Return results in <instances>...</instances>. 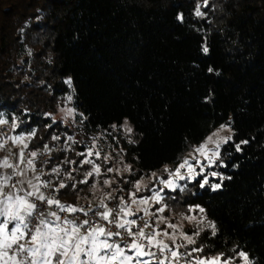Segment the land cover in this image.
Segmentation results:
<instances>
[{
  "label": "trees",
  "instance_id": "16d2710c",
  "mask_svg": "<svg viewBox=\"0 0 264 264\" xmlns=\"http://www.w3.org/2000/svg\"><path fill=\"white\" fill-rule=\"evenodd\" d=\"M69 94L89 131L132 123L134 143L117 134V145L134 179L178 165L230 124L221 188L197 179L164 200L202 207L216 225L181 251L264 264V0H0V113L16 118L15 135L35 130L29 152L51 145L62 125L47 114ZM66 185L57 198L85 206L81 186Z\"/></svg>",
  "mask_w": 264,
  "mask_h": 264
},
{
  "label": "snow or ice",
  "instance_id": "6c2138e0",
  "mask_svg": "<svg viewBox=\"0 0 264 264\" xmlns=\"http://www.w3.org/2000/svg\"><path fill=\"white\" fill-rule=\"evenodd\" d=\"M207 4L208 0H203V6L207 7ZM200 8L201 5H198L195 9L194 14L197 17L205 15ZM177 18L183 20V15H179ZM203 51L207 53L209 49L205 46ZM209 71L211 72L213 69L209 68ZM65 83L71 85L72 81L69 78ZM67 99L71 101L72 96H68ZM74 111V109H67L66 114L72 116ZM53 122H55L54 119ZM8 123L9 120L4 118L3 113H0V125ZM17 127L16 118L13 117L12 131L15 132ZM112 127L116 128V125H112ZM122 127L129 134L133 131L127 120L124 121ZM225 130L230 131V126L220 125V128L207 136L204 142L194 146L189 156L179 162L174 170H170L165 166L164 172L168 174V179L157 177L154 172L151 173V177L162 187L148 189L142 181H137L133 185L135 191L129 193V200H125L121 196L116 207L111 208L105 201L116 199V197H113L111 193H105L100 199L97 209H93L91 206L85 209L74 205H66L56 196L46 195L41 190L51 188L52 192H58L67 185L61 182L57 187H53L52 181L41 179V176L44 175L42 170L39 174H36L38 170L35 166V158L43 153L31 151L28 157H25L24 150L29 147L26 140L30 141L35 137V130L27 135L17 134L4 137L0 134V150L6 147L8 141L19 148V151L15 154L18 160L17 163L10 162L9 156L0 159V168L12 170L7 175L0 174V264H152V259H145V257L157 258V252L152 250L154 248L158 249L161 254L170 253V256L160 258L158 264H173V261L179 264L181 257H192L194 252H203V248H192L187 253L179 252L180 247L186 248L188 245L195 244L196 241L192 235L180 231L179 236L186 241V244L177 245L175 231L169 233L166 230H159V225L166 223L167 217L157 216V213H164L168 207L167 204H163L165 197L162 193L165 189L183 191L186 185L181 186L178 181L196 180L197 176L203 175L205 167L213 165L215 160L220 158L219 148L221 144L228 143L232 138L231 136H220V132ZM52 139L58 140L59 137L53 136ZM67 139L73 141V143L76 142L72 136H68ZM96 139L93 138V148H90L87 153H78V155H86L87 157L95 155L99 159L100 152L94 150ZM129 143H134V141L129 140ZM242 143H247V141ZM209 145H213V147H209ZM236 149L237 151L240 150L239 144L236 145ZM51 151L52 149L45 144L44 152ZM210 153L211 155H209ZM198 156L203 157L208 162L207 165H204L203 161L198 159ZM104 159L108 160L109 157L105 156ZM193 161H195V164ZM69 163H75V161ZM81 163L92 165V169L86 172L85 179L80 183L86 184L88 178L101 175V166L93 160L85 159ZM21 164L25 167L21 168ZM197 167L200 168L199 172L196 171ZM29 171L34 173L31 178L28 177ZM113 171V168L107 169V172ZM115 171L119 174V169ZM124 171L130 172L131 166L125 165ZM51 172L59 175L60 169L53 168ZM209 175L215 177L218 174L210 172ZM13 176L21 179L17 180L15 184L10 183ZM112 183L113 181L110 179L103 181V184L109 187ZM25 184L28 186L27 189L23 187ZM208 184V178L205 176L200 183V187L203 188ZM17 185L21 187H17ZM220 186V184L211 185L213 190L218 189ZM92 187L96 188L97 185L93 184ZM6 188L9 190L5 191ZM142 190L151 191L152 194L147 197H137L136 194ZM121 191L123 190L121 189ZM36 201L46 204L49 209L55 206L58 211H40ZM153 204L162 206L152 212L150 206ZM132 205H136L135 209ZM100 208L103 211H99ZM196 208L200 213L205 211L202 207L196 206ZM194 210L189 208L190 212ZM77 212L83 213L87 218L80 220L75 216L69 218L68 215L62 217L59 214L68 213L72 215ZM141 212L144 214L139 217V220L144 221L142 226L138 224L137 219H128V217H135ZM89 213L99 217V221L107 222V225H112L118 230L112 231L105 224L89 217ZM145 216L149 217V220H145ZM152 217H156L157 223L150 222ZM183 218L189 221L196 220L195 216H185ZM200 222L203 223V219ZM180 227L182 226L175 223H167V228L173 230ZM208 227L211 228L212 235H215L216 225L209 222ZM120 229L123 232L119 231ZM145 229H151V231H145ZM200 231H203V229ZM199 234V231L195 233L197 236ZM113 237H118L119 242L113 240ZM161 237H167L168 240L172 241V246L165 243ZM239 256L243 259L244 264H253L247 253L241 251ZM188 264H229V261L223 260L220 255L201 256L192 257Z\"/></svg>",
  "mask_w": 264,
  "mask_h": 264
},
{
  "label": "rangeland",
  "instance_id": "374dc122",
  "mask_svg": "<svg viewBox=\"0 0 264 264\" xmlns=\"http://www.w3.org/2000/svg\"><path fill=\"white\" fill-rule=\"evenodd\" d=\"M68 96H72L71 101H68L67 99ZM68 96H66V98L61 101V103L56 109V112L51 114L53 119L60 122L62 125V129L61 130L58 129V131L53 134V136H58L59 139L53 140L52 139L53 136H52L50 138L51 145L47 144L49 148L52 149V151L55 152L56 155L59 156V157L56 156V160L52 162L53 168L60 169V173H59L60 177H58L59 175L56 174L53 178H50L54 182V185H55V180L57 179H59L60 183L63 182L64 184H69V182H73L74 186L80 185L81 186L80 190L82 191L80 193L82 195L81 200L82 202H84V205H89L94 201L100 200L105 193H111L113 197H116V199L108 200V201H111L112 203H115V202L119 203V197L121 196H123L125 200H129V193L132 191H135L133 185L137 181H142L143 185H147L148 189L162 187V185H159L158 182L151 177V173L153 172L145 174L144 176L140 178L134 179L133 175L135 174L136 169L131 164L126 163L124 161L123 153L120 147L117 145V142L119 141L117 134H120V136L125 137L128 140H132L134 138L135 130H134L132 123L128 119L126 120L128 121L129 126L133 129L131 134L127 133L125 129L122 127L124 122L121 125H116V128L112 127L110 131H89L85 127L84 116L80 115L81 112L73 104L74 102L73 94H69ZM67 109L75 110L72 116H68L66 114ZM222 125L230 126V124L228 123H224ZM219 128L220 126L214 129L211 133L217 131ZM230 129H231L230 131L228 130L221 131L220 136L222 137L231 136L233 138V130L231 126H230ZM68 136H72L73 140L76 142L73 143V141H69L67 139ZM94 137L97 138L95 141L94 150L100 152V158L97 159L95 155H93L92 157H87L86 155H78V153H87V151L90 148H93V138ZM204 140L202 142H204ZM30 141L26 140L28 144H30ZM224 145L225 144H221L219 148L220 158L218 160H215V163L213 165L205 167L203 175L197 176L196 180L200 179L202 182L204 177L207 176L208 181H209V184H208L209 186L213 184H220V183L215 182V180L218 178L224 177V174L219 170V168L223 164L221 160V154H222V148ZM209 147H213V145H209ZM43 150H44V147H41L35 151L40 152ZM192 151H193V148L183 156L182 160L185 157H188L189 153H191ZM209 155H211V153ZM105 156L109 157V159L105 160L104 159ZM85 159H91L96 164H99L101 166V175L88 178V183L86 184L80 183V181L85 179V174L86 172L92 169V165L82 164L81 162ZM198 159L203 161L204 165H207L208 162L204 160L203 157L198 156ZM213 159L215 158L213 157ZM70 161H75V163H69ZM193 163L195 164V161H193ZM125 165L131 166L130 172L124 171ZM176 166H167V167L170 170H174ZM108 168H113L114 171L107 172ZM116 169H119V174L115 171ZM196 171L199 172L200 168L197 167ZM210 172H216L218 175L213 177L209 175ZM69 173H70V176H69ZM154 173L157 174V177L168 179V174L164 172V168L158 171H154ZM41 177H43V175ZM105 179H110L113 181L110 187L103 184V181ZM189 182H193V181H188V180L178 181V183L181 186L187 185V183ZM93 184H96L97 187L93 188L92 187ZM220 188L221 186L218 189ZM121 189L123 191H121ZM218 189H215V190H218ZM167 191H170V190L165 189L164 192L162 193L164 197ZM151 194H152L151 191L142 190L138 192L136 195L137 197H147V196H150ZM163 204H167L168 207L164 213H157V216L167 217V221L166 223H162L159 225V230H166L169 233H173L175 231L177 234V240H176L177 245L186 244V241L183 240V238L179 236L180 231H183L189 235H192L193 239L196 241L198 237L197 235H195L196 232L199 231L201 233L202 232L200 231L201 229H203L204 231L205 229L210 228L208 227V223L211 221L206 217L205 213H200L198 208L191 207L195 210L190 212L189 209H183L180 206H177L178 208L176 209V207L174 206L175 205L174 202H171V201L164 200ZM161 206L162 205L153 204L150 206V211L155 212L156 208H159ZM132 207L133 209H135L136 205H132ZM143 215L144 214L141 212V213H138L137 216L135 217H128V219H135ZM185 216H195L196 220H193V221L186 220L183 218ZM205 217L206 219H204ZM202 219H203V223L200 222ZM151 221L153 224L157 223L156 217H152ZM167 223H175V224L181 225L182 227H180L177 230H173V229L167 228ZM161 238L164 240L165 243L172 246V241L168 240L167 237H161ZM188 246H193V245H188ZM184 248L185 247H180L178 251L183 252L181 250H183ZM183 253H187V252H183ZM190 258L192 259V257ZM145 259H152V258L145 257ZM152 264H158V262L152 259ZM239 264H244L242 258H241V263Z\"/></svg>",
  "mask_w": 264,
  "mask_h": 264
},
{
  "label": "built area",
  "instance_id": "2783aa9c",
  "mask_svg": "<svg viewBox=\"0 0 264 264\" xmlns=\"http://www.w3.org/2000/svg\"><path fill=\"white\" fill-rule=\"evenodd\" d=\"M11 123L12 122H9L6 125H0V134H2L4 137L14 136V132L12 131V128H11ZM3 151L5 152L6 156H9L10 157V162H12V163H17L18 162L17 157L15 155V152L13 150V144H12L11 141H8L6 147L3 149ZM38 153H43L42 155H38L35 158V161H38V162L41 163L40 164V167L38 168V171L40 172L42 170V172L44 174H48V170L46 169L45 163L48 161V158L50 156V152H44V150H43V151H40ZM28 154H29V152H26L25 153V157L26 158L28 157ZM20 167H21V165H20ZM18 179H19V177L14 176V178L12 180V183L15 184ZM50 181H52V180H50ZM52 183H53V187H55L53 181H52ZM17 187H21V186L20 185H17ZM42 191L46 195H53V196H56V198H57L56 192H52L51 188H49V189H43ZM99 202H100V200L94 201L91 204L85 205V206H82V207L85 208V209H87L89 206H91L93 209H97V206L99 205ZM36 203L38 205V210H40V211H58V209H56L55 206H53L51 209H49L46 204H41L39 201H36ZM105 203H107L108 206L111 207V208H114L117 205V204L112 203L111 201H108V200H106ZM98 210L99 211H103L102 208H100ZM59 214L62 217L68 215L69 218H72V216H75V217H78L80 220H83V219L87 218V217H85L83 215V213H80V212H77V213L72 214V215H69L68 213H59ZM89 217H91L94 220L99 221V217L93 216L92 213H89ZM139 217H137L135 219H137L138 220V224L142 226L144 221L143 220H139ZM144 219L145 220H149V218L147 216H145ZM99 222L101 224H105L107 227L111 228L112 231H117L118 230L115 227H113L112 225H107V222H104V221H99ZM150 222L152 223V221H150ZM133 230L135 231L136 229L134 228ZM119 231L123 232L122 229H120ZM145 231H149L150 232L151 229H145ZM112 239L113 240H116L117 242H119V238L118 237H113ZM152 250L157 252V258H152V259H154L157 262H158V260L160 258H163V256H170V253L165 252L164 254H161V253H159L158 249H155L154 248ZM181 253H183V252H181ZM189 260H190V257H181V259L179 260V264H188V261ZM173 264H176V262L173 261Z\"/></svg>",
  "mask_w": 264,
  "mask_h": 264
},
{
  "label": "crops",
  "instance_id": "0c3cea01",
  "mask_svg": "<svg viewBox=\"0 0 264 264\" xmlns=\"http://www.w3.org/2000/svg\"><path fill=\"white\" fill-rule=\"evenodd\" d=\"M14 135H15V134H14ZM13 150H14V152H15V154H16V153L19 151V148H17L16 146L13 145ZM24 151H25V153L28 152L27 149L24 150ZM5 156H6V154L4 153L3 149L0 150V159H2V158L5 157ZM38 164H39V163H38L37 161H35V166H36L37 170H38V168L40 167ZM23 167H25V165L21 164V168H23ZM11 171H12L11 169H2V168H0V174H2V175H7V174H9ZM36 174H39V172L37 171ZM33 175H34V173H32L31 171L28 172V177L31 178ZM13 178H14V176L12 177V180H13ZM19 179H21V178L19 177ZM19 179H18V180H19ZM41 179H43V178L41 177ZM12 180H11L10 183H12ZM34 182H35V181H34ZM23 187H24L25 189H27L28 186L25 184ZM8 190H9L8 188L5 189V191H8ZM41 190H43V189H41Z\"/></svg>",
  "mask_w": 264,
  "mask_h": 264
}]
</instances>
